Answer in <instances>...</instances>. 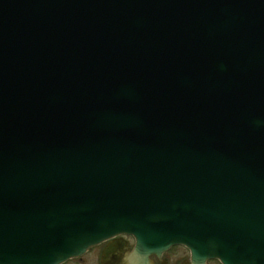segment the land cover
Instances as JSON below:
<instances>
[{"label": "water", "instance_id": "obj_1", "mask_svg": "<svg viewBox=\"0 0 264 264\" xmlns=\"http://www.w3.org/2000/svg\"><path fill=\"white\" fill-rule=\"evenodd\" d=\"M120 234L264 264V0H0V264Z\"/></svg>", "mask_w": 264, "mask_h": 264}, {"label": "flooded vegetation", "instance_id": "obj_2", "mask_svg": "<svg viewBox=\"0 0 264 264\" xmlns=\"http://www.w3.org/2000/svg\"><path fill=\"white\" fill-rule=\"evenodd\" d=\"M110 246L112 253L104 256V251ZM135 247L136 241L132 235L121 234L63 264H121L122 255L131 254ZM146 260V264H192L190 251L183 245H173L164 250L146 252ZM205 264L219 263L210 260Z\"/></svg>", "mask_w": 264, "mask_h": 264}]
</instances>
